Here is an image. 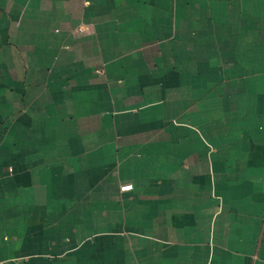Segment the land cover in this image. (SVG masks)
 <instances>
[{
	"label": "crops",
	"instance_id": "obj_1",
	"mask_svg": "<svg viewBox=\"0 0 264 264\" xmlns=\"http://www.w3.org/2000/svg\"><path fill=\"white\" fill-rule=\"evenodd\" d=\"M1 263L264 264V0H0Z\"/></svg>",
	"mask_w": 264,
	"mask_h": 264
},
{
	"label": "built area",
	"instance_id": "obj_2",
	"mask_svg": "<svg viewBox=\"0 0 264 264\" xmlns=\"http://www.w3.org/2000/svg\"><path fill=\"white\" fill-rule=\"evenodd\" d=\"M79 28L81 29V27H79ZM132 187H133L132 184H126V185H122V186H121V189H122L123 191H125V190L132 189ZM1 264H4V263H1Z\"/></svg>",
	"mask_w": 264,
	"mask_h": 264
}]
</instances>
